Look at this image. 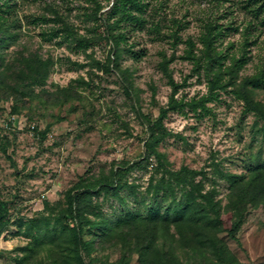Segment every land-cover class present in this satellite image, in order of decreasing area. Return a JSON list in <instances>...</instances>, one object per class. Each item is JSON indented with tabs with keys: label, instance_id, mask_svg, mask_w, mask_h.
Here are the masks:
<instances>
[{
	"label": "rangeland",
	"instance_id": "1",
	"mask_svg": "<svg viewBox=\"0 0 264 264\" xmlns=\"http://www.w3.org/2000/svg\"><path fill=\"white\" fill-rule=\"evenodd\" d=\"M16 1L13 17L18 25L12 31L18 36L8 48L10 63L17 65L21 54L29 57L36 52L51 58L53 65L45 88L50 92L69 88L74 96L64 95L62 102H49L46 98L31 101L26 96L25 105L33 109L23 102L16 103L13 97L0 99V195L12 200V223L0 238L3 254L0 264H15L14 258L22 255L20 250H15L28 244L29 239L24 235L27 223L32 217L41 216L47 201H64L65 191L79 180L109 174L113 166L116 168L123 160L132 161L142 154L147 126L139 112L157 117L160 107L169 104L173 91L159 64L163 52L168 56L174 52L177 41L169 36L178 26L174 20H180L183 25L179 30L177 59L171 63L174 77L181 84L176 94L178 99L191 101L210 92V76L205 69H197L192 59L181 57L187 52L188 39H193L197 47L203 46L200 37L207 23L217 21L232 25L221 48L229 47L225 49L226 54L241 56L246 43L245 27L254 20L255 33L246 45L248 61L238 81L264 69V25L245 7L251 0H148L146 18L149 22L140 26L128 19L119 29L127 34V42L120 46H131L141 56L135 58L125 51L119 59V68L113 66L112 70L100 67L114 56V43L107 39L102 16L110 11L115 0ZM252 2L264 3V0ZM97 11L99 19L93 16ZM56 12L69 23L74 34L70 40L64 41L63 36L46 39V32L63 27L60 21H55L60 20ZM42 16L53 20H35ZM84 37L93 40L87 48L75 40ZM195 52L199 54L197 48ZM122 70L132 74L129 81L134 82L135 88L129 93L125 90L129 83ZM35 91L40 93L41 87H35ZM218 92V98L207 102L208 112L197 113L190 106L185 111H171L165 125L173 134L163 141L160 149L167 153L173 169L188 165L206 170L211 180L216 177L220 189L218 199L225 205L229 181L218 177L215 167L218 164L226 171L248 174L251 167L264 158V119L254 112H246L244 101L235 93ZM257 99L264 103V90L257 92ZM14 106H18V112L12 114ZM13 115L17 120L12 122ZM33 126L40 133L44 132L45 137L32 129ZM151 170L152 165L149 171L135 169L127 175L130 182L141 184L139 199H135L128 188L120 192L126 205L110 194L98 197L104 202L102 213L112 225L118 217L124 216L127 207L151 216V197L147 193ZM200 180L201 175L198 183ZM206 186L211 185L206 183ZM145 198L146 204L143 203ZM169 202L154 205L159 214L165 212ZM248 208L238 240L231 238L218 220L214 219V223L220 224L218 235L226 241L237 264H264V207L250 204ZM231 216L224 213L225 226L231 225ZM184 227L173 224L170 233L175 238H170L164 246L179 254L174 264H227L220 261L210 244L202 248L203 254L198 250L194 254L189 252L190 247L183 243ZM97 233H100L98 229H86L84 238L89 240ZM62 248L59 261L70 254L64 246ZM83 256L84 264H117L122 258L121 246L95 250L91 256L83 252ZM128 257V264H142L138 252L128 253ZM31 264H53V258L49 257L48 249L43 248Z\"/></svg>",
	"mask_w": 264,
	"mask_h": 264
},
{
	"label": "trees",
	"instance_id": "2",
	"mask_svg": "<svg viewBox=\"0 0 264 264\" xmlns=\"http://www.w3.org/2000/svg\"><path fill=\"white\" fill-rule=\"evenodd\" d=\"M17 3L16 0H0V99L13 97L16 103L23 102L25 105L28 103L26 96H29L31 101L39 98L42 101L46 98L49 102L58 100L62 102L64 95L74 96L69 88H59L57 92H50L45 88L53 65L51 58H44L36 52L29 57L21 54L17 59V65L10 63L7 57L8 48L18 36L16 31H12L18 25L13 17ZM98 7L101 9L100 5ZM148 7V0H115L110 11L103 14L107 39L114 43V56L109 57V62L100 67L106 70H112L113 66L119 68V59L125 51L132 53L135 58L141 56V53L134 51L131 46L128 48L120 46L123 42H127V34L119 29L122 28L121 24L127 22L128 19L135 25L144 26L146 21L149 22L146 18ZM245 7L250 9L253 18L257 19L259 24L264 25V3H253L251 0ZM98 11L96 16L93 15L95 19H99ZM56 15L59 16L58 12ZM35 20L47 22L53 19L42 16ZM55 21H60L63 27L53 28L50 32H46V39L51 40L56 36H63L64 41L70 40L74 34L69 23L61 17L60 20ZM174 21L178 24L177 29L169 34L177 41L173 46L174 52L171 56L163 52L159 64L172 85L173 91L169 104L160 107L157 117L147 115L141 110L139 112L147 126L144 151L135 160H123L116 168L113 166L109 174L103 173L99 177L79 180L65 191L64 201L53 203L47 201L41 216L29 219L24 231L25 237L29 239L28 244L16 248L15 251L20 250L22 255L14 258L15 264H31L43 248L48 249L49 257L53 258V264H76L73 260L77 261V264H84L83 252L91 256L95 250L113 249L118 246H121L122 258L117 264H128L130 262L128 253L134 252L140 254L142 264H174L179 254L174 253L173 249L164 248L170 238L172 240L175 238L170 233L173 224L176 227L185 226L186 237H183L185 239L183 243L190 247L189 252L194 254V251L198 250L203 254L202 248L210 244L220 261L237 264V259L231 254L226 241L220 239L218 235L220 224H215L214 219L221 223V227L228 232L231 238L238 240V234L246 221L249 205L264 207V158L261 157L260 161L251 167L248 174L226 171L217 164L216 175L229 181L228 201L223 205L222 199H218L220 189L216 183V177L211 180L206 170L191 168L188 165L173 169L172 162L167 153L160 149V145L173 134L165 125V118L171 111L179 109L185 111V108L190 106L197 113L208 112L210 109L207 102L218 98L219 90L235 93L237 98L244 101L246 112H254L264 119V103L257 99V92L264 90V69L238 81L240 72L248 61L246 45L255 33L253 28L256 24L252 23L254 21L252 20L245 27L246 43L242 48L241 56L226 54L229 47H226V50L221 48L226 33L233 28L232 25L225 26L217 21L207 23L206 31L200 37L203 45L201 47H197L193 39L187 40V52L181 57L192 59L197 69H205L210 76V92L200 99L193 98L191 101H186L176 97L181 84L176 81L171 68V63L177 59L179 30L183 27L180 20ZM155 29L159 30L157 25ZM236 30L239 31V28ZM75 40L85 48L93 43L91 38L86 37ZM196 48L199 54H196ZM228 59L230 61H227ZM122 73H126V80L129 84H126L125 90L129 93L135 88L134 82L129 81L132 74H129L128 70L127 72L122 70ZM37 86L41 87L40 93L35 91ZM27 108L33 109L32 106H27ZM17 112L18 106H14L12 114ZM32 129L36 130L41 137H45L44 132L40 133L36 126ZM151 165L152 175L147 188V193L151 197V216L146 217L140 209L134 210L127 207L124 216L118 217L112 225L108 217L103 215L104 202L98 197L101 194L107 196L110 194L126 205L127 201L120 192L128 188L135 199H139L141 184L130 182L127 175L135 169L149 171ZM159 174L161 176L157 178ZM200 175L203 181L200 180L198 183L197 178ZM206 183H210L211 186L207 188ZM146 200L145 198L144 204ZM167 200L170 202L165 212L159 214V210H156L154 205ZM11 205L12 200L0 195V238L12 223ZM224 213L232 215L231 225L225 226ZM86 229H98L100 233L86 240L84 238ZM63 246L69 250L70 254L65 255V258L59 261L62 258ZM2 255L0 252V258Z\"/></svg>",
	"mask_w": 264,
	"mask_h": 264
},
{
	"label": "built area",
	"instance_id": "3",
	"mask_svg": "<svg viewBox=\"0 0 264 264\" xmlns=\"http://www.w3.org/2000/svg\"><path fill=\"white\" fill-rule=\"evenodd\" d=\"M16 120H17L16 116L13 115L11 121L13 122V121H16Z\"/></svg>",
	"mask_w": 264,
	"mask_h": 264
},
{
	"label": "crops",
	"instance_id": "4",
	"mask_svg": "<svg viewBox=\"0 0 264 264\" xmlns=\"http://www.w3.org/2000/svg\"><path fill=\"white\" fill-rule=\"evenodd\" d=\"M2 258V257H1Z\"/></svg>",
	"mask_w": 264,
	"mask_h": 264
}]
</instances>
